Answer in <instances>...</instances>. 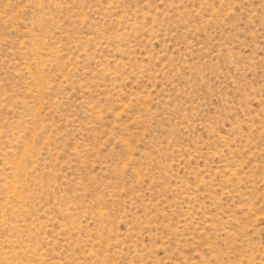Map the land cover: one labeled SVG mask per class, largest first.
I'll return each mask as SVG.
<instances>
[{
    "label": "rangeland",
    "instance_id": "374dc122",
    "mask_svg": "<svg viewBox=\"0 0 264 264\" xmlns=\"http://www.w3.org/2000/svg\"><path fill=\"white\" fill-rule=\"evenodd\" d=\"M0 264H264V0H0Z\"/></svg>",
    "mask_w": 264,
    "mask_h": 264
},
{
    "label": "bare ground",
    "instance_id": "6f19581e",
    "mask_svg": "<svg viewBox=\"0 0 264 264\" xmlns=\"http://www.w3.org/2000/svg\"><path fill=\"white\" fill-rule=\"evenodd\" d=\"M15 196V195H14Z\"/></svg>",
    "mask_w": 264,
    "mask_h": 264
}]
</instances>
